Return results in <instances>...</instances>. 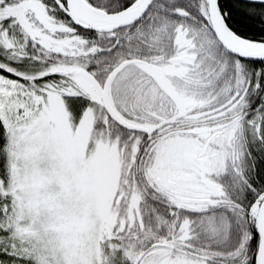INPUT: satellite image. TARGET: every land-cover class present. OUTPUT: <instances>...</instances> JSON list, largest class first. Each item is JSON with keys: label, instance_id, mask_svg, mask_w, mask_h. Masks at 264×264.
<instances>
[{"label": "snow or ice", "instance_id": "6c2138e0", "mask_svg": "<svg viewBox=\"0 0 264 264\" xmlns=\"http://www.w3.org/2000/svg\"><path fill=\"white\" fill-rule=\"evenodd\" d=\"M0 264H264V0H0Z\"/></svg>", "mask_w": 264, "mask_h": 264}]
</instances>
